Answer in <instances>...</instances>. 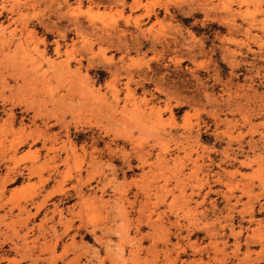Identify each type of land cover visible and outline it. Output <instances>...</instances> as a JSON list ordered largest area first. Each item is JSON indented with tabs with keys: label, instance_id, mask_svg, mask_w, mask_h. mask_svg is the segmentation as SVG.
<instances>
[{
	"label": "rangeland",
	"instance_id": "obj_1",
	"mask_svg": "<svg viewBox=\"0 0 264 264\" xmlns=\"http://www.w3.org/2000/svg\"><path fill=\"white\" fill-rule=\"evenodd\" d=\"M0 143V264H264V0H0Z\"/></svg>",
	"mask_w": 264,
	"mask_h": 264
},
{
	"label": "bare ground",
	"instance_id": "obj_2",
	"mask_svg": "<svg viewBox=\"0 0 264 264\" xmlns=\"http://www.w3.org/2000/svg\"><path fill=\"white\" fill-rule=\"evenodd\" d=\"M135 1H137V0H135ZM158 117H159V115H158ZM16 143L18 144V142H16V141H14V139L12 140V141H10V143L8 144V146H9V148H11L12 149V147H14V146H16ZM0 144H2V143H0ZM3 145V144H2ZM2 145H1V147H2ZM2 149V148H1ZM9 150V149H8ZM9 176V175H8ZM7 176V178H9ZM218 177H220V176H218ZM1 180H2V178H1ZM6 180H9V179H6ZM12 181V180H11ZM4 183H5V179L3 180V181H1V185H0V194L1 193H3V189L5 188V186H4ZM227 187V186H226ZM4 192H6L5 191V189H4ZM222 192V191H221ZM220 192V193H221ZM228 192H230L229 190H228V188H227V190H225L224 192H223V194H224V196H226L227 195V193ZM6 194V193H5ZM223 196V197H224ZM237 200V199H236ZM17 207V206H16ZM18 208V211H22V210H20V209H22L21 208V206H18L17 207ZM25 210V209H24ZM251 211V210H250ZM216 218V217H215ZM252 218V217H251ZM223 220H224V218H223ZM222 227V226H221ZM223 229V228H222ZM216 232V231H215ZM217 234V233H216ZM233 240H235V239H233ZM258 241L257 242H259L260 240L259 239H257ZM237 244V243H236ZM259 244H260V242H259ZM263 247V246H262ZM260 249V248H259ZM262 249V248H261ZM258 251V250H257ZM256 251V252H257ZM260 251V250H259ZM247 254H248V251L246 252ZM258 253H261V252H258ZM257 254V253H256ZM260 255V254H259ZM261 255H262V253H261ZM224 264V263H223Z\"/></svg>",
	"mask_w": 264,
	"mask_h": 264
}]
</instances>
